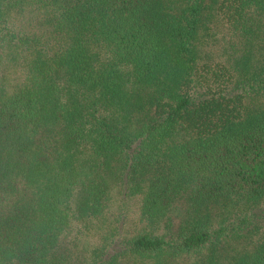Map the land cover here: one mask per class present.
Instances as JSON below:
<instances>
[{
  "label": "trees",
  "instance_id": "1",
  "mask_svg": "<svg viewBox=\"0 0 264 264\" xmlns=\"http://www.w3.org/2000/svg\"><path fill=\"white\" fill-rule=\"evenodd\" d=\"M114 185L136 226L83 264H264L224 251L264 203V0H0V264H69Z\"/></svg>",
  "mask_w": 264,
  "mask_h": 264
},
{
  "label": "rangeland",
  "instance_id": "2",
  "mask_svg": "<svg viewBox=\"0 0 264 264\" xmlns=\"http://www.w3.org/2000/svg\"><path fill=\"white\" fill-rule=\"evenodd\" d=\"M222 32H217L213 39L205 44L203 52H205L204 62H224L228 58L229 54L232 52L228 48V42H234V39L229 36V33L225 27H222ZM139 208V200L136 197H122L120 187L114 185L112 187L111 199L108 202V209L106 210L103 218L93 221L88 225V228L83 229L78 234L74 236L67 237L62 242V248H66L72 254V258L69 264H83V260L87 255V251L90 246L98 241L100 235L103 234L104 228L107 227V222L102 224L103 220L106 218H112L115 223L118 216L122 219V232L128 234L136 226L137 214ZM184 204L177 203L174 207L171 226L177 225L180 217L183 215ZM253 229L249 238L244 237L242 240L237 242H232L225 247V252H233L237 247H243L247 244V241L251 239L255 241L262 233H264V203L253 209ZM105 217V218H104ZM169 225V226H170ZM260 234V235H259ZM87 249V251H86Z\"/></svg>",
  "mask_w": 264,
  "mask_h": 264
}]
</instances>
